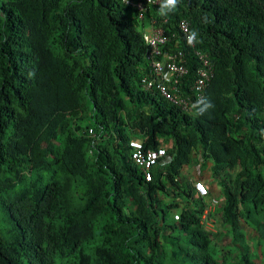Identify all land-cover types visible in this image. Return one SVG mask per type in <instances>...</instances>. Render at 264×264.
<instances>
[{"label":"trees","instance_id":"1","mask_svg":"<svg viewBox=\"0 0 264 264\" xmlns=\"http://www.w3.org/2000/svg\"><path fill=\"white\" fill-rule=\"evenodd\" d=\"M145 5L0 0V264L264 258V0H181L167 17ZM156 29L171 40L163 51L185 54L183 95L196 51L215 67L193 115L145 89ZM133 139L166 149L150 182ZM195 160L219 183L215 233L201 224L213 189L196 190Z\"/></svg>","mask_w":264,"mask_h":264},{"label":"built area","instance_id":"2","mask_svg":"<svg viewBox=\"0 0 264 264\" xmlns=\"http://www.w3.org/2000/svg\"><path fill=\"white\" fill-rule=\"evenodd\" d=\"M125 1L133 4V6L137 5L142 12L146 10L147 5L145 4L159 5L162 2V0H145L137 3ZM180 30L188 42V36L191 34L190 22L182 21ZM145 39L151 48L147 56L150 60L151 69L149 76L144 79L145 89L149 91L158 90L164 99L171 101L181 112L193 115L195 109L204 101L206 92L215 77V67L210 57L196 51L195 54L200 60V67L197 69L196 79L192 85L188 86L191 94L186 96L183 95L182 87H180L182 80L190 72L189 67L186 66L185 54L182 51H179L178 54H172L168 50L163 51L161 49L162 45H167L171 41L162 30H151ZM190 45L195 47L196 40L194 39ZM94 134L93 128L89 129V135L93 137ZM130 146L133 149L134 163L141 168L146 181L150 182L153 179L154 168L167 157L166 149H145L144 142L137 139L132 140ZM197 190L203 195L207 194V188L202 183H197ZM178 218L179 216H176V219Z\"/></svg>","mask_w":264,"mask_h":264},{"label":"clouds","instance_id":"3","mask_svg":"<svg viewBox=\"0 0 264 264\" xmlns=\"http://www.w3.org/2000/svg\"><path fill=\"white\" fill-rule=\"evenodd\" d=\"M180 2H181V0H163V2L161 3V5H160V9H159V14L161 15V16H163V17H167L168 15H169V13H171V12H174V11H176V9H177V7H178V5L180 4ZM196 36H197V33L196 32H193V33H191L189 36H188V43L189 44H192V42H193V40L196 38ZM200 63V62H199ZM200 67V66H199ZM153 91V90H152ZM155 91V90H154ZM157 93H158V91H156ZM207 107H211V105L210 104H205V108H207ZM196 110V109H195ZM202 111H204V109H201V112ZM183 113V112H182ZM185 114V113H184ZM89 136H91V135H89ZM92 137V136H91ZM134 140V139H133ZM137 140H140V139H137ZM142 141V140H141ZM131 143V142H130ZM131 147V146H130ZM132 152H133V149H132ZM169 161V159H168V155H167V157L163 160V161H161L155 168H154V170H153V174H154V172H155V169L158 167V166H160V165H162V164H165L166 162H168ZM211 164V163H210ZM209 164V166H208V168L206 169V171H209L210 172V165ZM140 168V167H139ZM200 168H201V166H200ZM141 169V168H140ZM202 169V168H201ZM143 172V171H142ZM143 175H144V173H143ZM145 177V176H144ZM210 182H207V181H205V180H203V179H201V180H196L195 182H194V184H195V188H196V190H197V183H202V184H204L205 186H206V188H207V194L206 195H203V194H201L198 190V193L201 195V196H203V197H207L208 198V196L210 195V193H209V187H210V185H212V184H219L218 183V181L217 182H212V180H211V172H210ZM146 180V179H145ZM152 181V180H151ZM215 200H217V199H215ZM216 209V206H215V201L214 200H211V199H208V203H207V206H206V209H205V211H204V214H203V216H202V220H201V224L204 226V228L206 229V230H208L209 232H213V233H215L216 232V224H217V221L215 220V219H211L210 218V213H212L214 210ZM208 210H210V212H208ZM178 216V215H177ZM176 220H179V218L178 219H176ZM264 261V258H262V262ZM258 263V262H257ZM263 264H264V262H263Z\"/></svg>","mask_w":264,"mask_h":264},{"label":"rangeland","instance_id":"4","mask_svg":"<svg viewBox=\"0 0 264 264\" xmlns=\"http://www.w3.org/2000/svg\"><path fill=\"white\" fill-rule=\"evenodd\" d=\"M200 166H201V164L198 162V160H195V162H194V169L191 171V173H192V179H193L194 182L196 180H201V179H203L205 181H208L209 180L210 172L209 171H205L204 173H202V169L200 168ZM210 188L213 189V194L211 195V200H214L215 201V206L217 208L221 204L220 203V201H221L220 198L221 197L219 195L220 194L219 189H218V187H217L216 184L210 185ZM215 199H217V200H215ZM214 219L216 220L217 218H214ZM247 231L250 232L249 229ZM248 236L250 237V234ZM228 242H229L228 240L227 241L226 240L224 241V244H225L226 247H228L230 245V243H228ZM249 244L251 246L253 255L256 252L257 253H260V255H261V247L255 248L254 246L251 245L250 240H249ZM255 261L258 262V264H263L264 261L262 262V255H261V257H258V259H256Z\"/></svg>","mask_w":264,"mask_h":264}]
</instances>
